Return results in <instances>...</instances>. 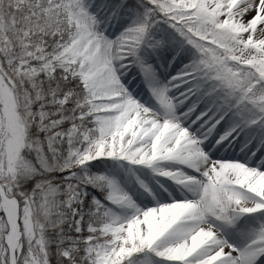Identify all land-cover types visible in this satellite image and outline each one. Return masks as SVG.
Here are the masks:
<instances>
[{
    "label": "snow or ice",
    "instance_id": "1",
    "mask_svg": "<svg viewBox=\"0 0 264 264\" xmlns=\"http://www.w3.org/2000/svg\"><path fill=\"white\" fill-rule=\"evenodd\" d=\"M0 264H264V0H0Z\"/></svg>",
    "mask_w": 264,
    "mask_h": 264
}]
</instances>
